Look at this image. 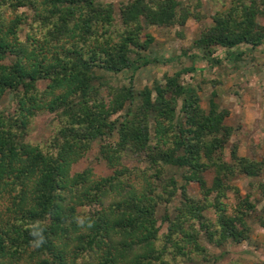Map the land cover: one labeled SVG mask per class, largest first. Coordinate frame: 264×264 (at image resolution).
<instances>
[{"label":"trees","instance_id":"1","mask_svg":"<svg viewBox=\"0 0 264 264\" xmlns=\"http://www.w3.org/2000/svg\"><path fill=\"white\" fill-rule=\"evenodd\" d=\"M115 16L106 0H0V102L10 96L15 105L0 109V264L210 263L203 239L216 248L249 242L253 217L264 229L251 194L232 184L260 178L264 157L239 156L228 112L214 95L203 109L182 82L192 67L139 91L97 75L159 62L143 54L153 41L142 39L145 29L182 27L198 14L177 0H131ZM263 17L264 0H230L194 45L206 61L217 48L256 49ZM40 113L60 123L44 146L27 138ZM94 143L111 173H72Z\"/></svg>","mask_w":264,"mask_h":264},{"label":"rangeland","instance_id":"2","mask_svg":"<svg viewBox=\"0 0 264 264\" xmlns=\"http://www.w3.org/2000/svg\"><path fill=\"white\" fill-rule=\"evenodd\" d=\"M131 0H106L112 3L118 18L119 8ZM190 7L198 14V20L189 19L184 26L148 27L144 36L150 35L153 38L144 56L150 60L159 59L143 68L133 72L126 71L118 75L103 74L107 82L114 87H121L132 83L139 91L144 87L152 88L154 83H164L166 76H172L181 69L193 68V72L183 74L181 77L185 85L195 89L200 97V105L207 109L208 102L212 95L220 109L228 112L226 125L232 127L235 132L230 144H236L239 156L254 160L264 157V44L256 49H249L241 46L238 49L225 50L217 48L213 57L219 63L206 61L202 58V51L194 45L201 32L212 25V16L216 12L228 8L230 0H177ZM264 25V17L259 18ZM241 52L240 58L236 54ZM39 90L45 88V83H39ZM104 98L107 97V90H101ZM15 108L10 96L0 102V109L12 112ZM126 111L123 110L121 114ZM60 123L55 114L40 113L32 121L28 130V141L33 144L44 146L59 129ZM98 144L94 143L92 149L72 167V173L81 172L91 168L96 177L108 176L111 172L104 163L98 160ZM129 168L138 166L135 158H127L124 161ZM174 172V171H172ZM210 184L212 175L205 174ZM179 184L183 181L178 177ZM259 183L264 184V172L260 178L253 180L239 177L232 182L242 195L250 193L252 200L256 202V215H264V193L257 188ZM187 192L194 198H199V190L195 183L187 186ZM229 199L233 200L232 195ZM179 203V195L173 201L168 213L172 214L173 209ZM164 206L157 210L158 225L160 234L166 230V224L162 223ZM252 228L249 242L240 245L227 244L224 247L216 248L203 239V245L207 248L209 255L214 261L205 263L195 258L185 264H264V229L260 227L256 217L248 222Z\"/></svg>","mask_w":264,"mask_h":264}]
</instances>
